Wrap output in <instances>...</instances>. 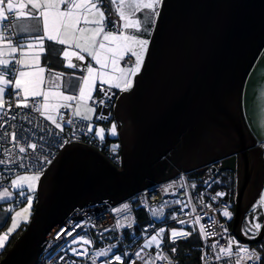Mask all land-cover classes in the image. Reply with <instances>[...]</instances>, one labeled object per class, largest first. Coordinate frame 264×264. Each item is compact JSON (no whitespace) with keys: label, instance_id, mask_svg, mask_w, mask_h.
I'll use <instances>...</instances> for the list:
<instances>
[{"label":"water","instance_id":"95a60500","mask_svg":"<svg viewBox=\"0 0 264 264\" xmlns=\"http://www.w3.org/2000/svg\"><path fill=\"white\" fill-rule=\"evenodd\" d=\"M133 88L114 98L122 166L69 145L41 176L32 215L0 264H38L45 240L75 209L118 207L139 192L212 167L235 175L231 234L264 183L263 151L243 115V90L264 50V0H166ZM210 179H207L208 181Z\"/></svg>","mask_w":264,"mask_h":264},{"label":"snow or ice","instance_id":"6c2138e0","mask_svg":"<svg viewBox=\"0 0 264 264\" xmlns=\"http://www.w3.org/2000/svg\"><path fill=\"white\" fill-rule=\"evenodd\" d=\"M103 3L104 0H0V142H8L9 140L12 142L11 148L0 153V156L6 157L0 158V166H3L0 167V176L10 179L8 187H4L3 181H0V202L17 205L26 204L19 211H15V216L11 217V227L0 234V251L4 250L10 234L19 227L21 219L25 222L28 219L25 214L29 213L32 207L33 194L36 192L38 182L43 175V165L51 163L47 155H42L45 145L54 147L63 146L67 143L68 141L61 135L65 126L92 133L94 127L91 121L96 107L101 109L100 113L96 115V121L108 119L104 115L103 109L105 104L110 103L112 96L115 95L111 89L128 91L133 87L134 77L141 71L144 59L148 54L152 32L155 31L157 23L163 22L162 11L167 8L166 0H111V3L116 6L122 23L118 25L113 20L114 30H107L106 21L108 17L105 15ZM142 12L150 14L152 22L147 26H144L142 20L137 18L136 14ZM21 18L40 21L42 33L39 36L17 33L14 21ZM145 35L148 38H143ZM45 39L58 41L61 45L70 44L75 49L72 52H63L64 57H75L77 63H73L71 59L68 62V66L73 69L82 67L78 62L84 61L85 55L99 65V70L94 68L90 62L83 65L87 75L81 80L82 86L78 96L64 95L61 92H56L54 96L51 89L58 87V77L47 81L49 91L41 89L40 85L45 83V78L42 75L45 69L39 66V60ZM36 48H39L40 51H34ZM25 49L32 51L26 52ZM125 56L128 59L125 61V66L121 67L120 61ZM97 80L100 81V91L105 99L98 103L94 101L95 106L93 107H88L85 103V109L82 111L81 103L93 100L92 93L95 90ZM104 85L108 86L107 89L104 88ZM40 97L43 99H39ZM53 99L56 100V103H52ZM73 104H75V108ZM60 108L68 111V119H65ZM12 109H30L33 113H38L44 117L58 131L53 133L49 130V139L44 135L37 137L34 134L36 130L31 128L22 127L17 132L16 126L13 125L14 130L8 133L4 130L6 123L9 120L17 119L14 113L10 114ZM24 118L28 119L27 115ZM77 119L79 123H77ZM105 131L104 127H98L95 130V136L103 141ZM108 134L111 136L118 135L116 123H111ZM38 143H40L39 152H37ZM118 147V145H114L112 151L115 152ZM16 152L19 155H15ZM10 165L16 169H23L24 173L31 174L14 173L9 167ZM12 175H15L16 178L11 179ZM203 183L207 187H211V184L218 183V181L210 179ZM168 187L170 188L171 185ZM192 187L195 188L196 185L193 184ZM165 190L167 191V188ZM198 195L201 197V206L205 209L211 208V204H205L202 199L207 193ZM225 195V192L220 191L209 196V200L218 202ZM170 203L180 204L181 201L177 200ZM141 206L146 207V202ZM230 207L231 204H225L222 209H219L222 217L228 221L233 218L229 211ZM13 210L11 207L8 209L9 212ZM114 211H122L126 218L129 214V204L125 203L123 210L117 208ZM191 211L195 212L196 209L192 208ZM250 211L254 213L256 211L255 206ZM153 215L158 218L156 210H153ZM202 218L204 217L201 215H195L191 220H178V224L181 226L196 224L199 225L202 234L214 235L206 223H201ZM171 219L176 220L177 217L173 215ZM207 220L213 224L216 223L213 215L207 216ZM254 221L255 217L253 222L249 223L247 231H242V235L249 239H256V233L262 227L261 223ZM122 226L131 227L132 225ZM76 227H82V225L75 224L73 231ZM219 230L220 233L227 232L222 224L219 225ZM73 231L62 229L57 233L55 239H59L65 232L67 236H72L73 239L70 243L72 245L79 244L81 248L69 247L67 250L71 251L74 256L87 257L90 264H95L96 258H102L101 264H124L125 260L128 261V264H137V262L139 264H159L160 261L166 260L161 252L164 228L154 230L155 234L150 236L147 235V228H145V242L135 252L122 251L119 245L113 244L99 251H94L92 255L89 254L86 247H83V245H90L91 241L83 236L79 238L73 236ZM191 234V232L182 229L179 231L172 229L170 242L174 245L178 238L188 237ZM233 244H235V251ZM210 247L212 249L218 248V252H214L216 260L235 257V264H262L264 261V256L251 250L250 247L244 246L234 238L228 239L227 246H220L219 241H217ZM153 248L156 249L154 255L151 251ZM64 251L65 249L61 248V252ZM176 251V247L171 248L173 254ZM57 259H63V255Z\"/></svg>","mask_w":264,"mask_h":264},{"label":"built area","instance_id":"2783aa9c","mask_svg":"<svg viewBox=\"0 0 264 264\" xmlns=\"http://www.w3.org/2000/svg\"><path fill=\"white\" fill-rule=\"evenodd\" d=\"M106 24L107 30H114L110 22L106 21ZM127 59L128 58L126 57L122 62L124 66L125 61H127ZM104 88L107 89L106 86H104ZM111 92L115 93V95L112 96V100L110 103L105 104L103 109L104 115L107 116L108 119L98 122L104 126L106 130L105 133L107 135H109L108 129L111 122L116 123L113 119H111V114L114 98L117 94L113 90H111ZM103 99H105V97L100 91V85H98L96 88V92L93 96V100H91V105L95 106L94 101L98 103L100 100ZM96 109V115H98L101 109L100 107H96ZM60 112L64 113L65 119L69 118L68 111L62 109ZM12 113L17 116V119L9 120L6 123L4 130L8 133H11L14 130L13 125L16 126L15 130L17 132H19L20 128L22 127L26 129L31 128L36 130L34 134L37 137L40 135H44L49 139V130H51V132L53 133L58 131L54 128V126H51L49 122L44 120L42 116H40V114L33 113L30 109H12L10 114ZM25 115H27L28 119L24 118ZM29 120H31V123H29ZM77 123H79L78 119ZM73 133H75V135H73ZM61 135L66 141H68L67 143L63 144V146L48 147L47 145H45L44 153H42V155H47V157L51 160V163L43 165V174L54 163L58 155L65 147L74 144L83 145L94 150L95 152L100 154L102 158L116 170L121 169L122 160L119 144L117 150L113 152L112 147L117 144H107L105 141H98L94 137L89 135L88 132H84L79 129H74L71 126H65L64 131ZM11 147L12 142L10 140L8 142H0V153L6 152L7 149ZM39 151L40 143H38L37 147V152ZM14 154L19 155L18 152ZM0 158L6 157L0 156ZM9 167H11L12 171L17 174H31L24 173L23 169H16L12 165H10ZM198 171V179L190 176V173L179 172L173 179L146 188L135 196L138 207L148 214L149 223L141 227L139 235L137 236L135 242H133V244L129 248L125 247V239L123 232L121 230L116 229L115 219L110 211L111 207L106 204L87 205L85 207L72 211L65 218L62 224L57 229H55V231L45 240L42 245V252L39 257L38 264H90V261L87 257L74 256L73 254H71V251L67 250L69 247L81 248V245L79 244L72 245L70 243L73 239L72 236H67V233L65 232L63 235L60 236L59 239H55L57 233H59L62 229H66L67 231H73V227L77 223L82 225V227H76L73 231V236H77V238L83 236L85 239L91 241L90 245H83V247H86L88 249L90 255H92L94 251H99L113 244L119 245L122 251L132 253L135 252L145 241V228H147V235L150 236L152 235V233L155 232L154 230L159 229V225L170 223L181 227V225L178 224V220H191L192 217L195 215H201L202 217H204L201 219V223H206L207 226L211 228L212 232L214 233V235L212 236L202 234L199 230V225L192 224V229L195 230L199 240V245L195 246L193 249L200 253L201 264H235V257L231 259L222 258L220 260H216L214 252H218V248L212 249L210 247L213 243L217 241H219L220 246H227L228 239L234 238L231 234V231L228 230V223L232 222V219L231 221L226 220L222 217L219 212V209H222L225 204H229V201L226 195L220 198L218 202L210 201L209 196L215 195L217 192L223 190H214L215 183L211 184V187H207L203 182L207 179H212L209 175V171ZM15 177V175H12L10 178L13 179ZM0 181H3L4 187H8L10 184V179L5 176H0ZM193 184L196 185L195 188L192 187ZM169 185H171L170 188L168 187ZM166 188L167 191L165 190ZM204 192H206L207 195H204L202 199L205 204H211V208L209 209H205L201 206V197L198 194ZM177 200L181 201V203H170ZM144 202H146V207L141 206ZM19 206L20 205H17L15 203L13 204V208H17ZM192 208H195L196 211L192 212ZM5 209H8L7 205H5ZM153 210H156V212L158 213V218L157 216L153 215ZM229 211L233 215L231 208H229ZM173 215L177 217L176 220L171 219ZM209 215H213L215 217V224L207 220V216ZM221 224L224 225V227L227 229L226 233H220L219 225ZM243 245L250 247L251 250L258 252L259 254L258 249H256L255 247L246 244ZM61 248L65 249L63 253L61 252ZM233 250L235 251V244H233ZM61 255H63V259H57ZM101 259L102 258H96L95 264H101ZM124 264H128V261L125 260ZM137 264H139V262H137ZM159 264L164 263L163 261H160Z\"/></svg>","mask_w":264,"mask_h":264},{"label":"crops","instance_id":"0c3cea01","mask_svg":"<svg viewBox=\"0 0 264 264\" xmlns=\"http://www.w3.org/2000/svg\"><path fill=\"white\" fill-rule=\"evenodd\" d=\"M103 8L105 11V15L108 17L107 20L108 22L112 23V21L114 20L117 22L118 25L122 23L118 11L116 9V6L111 3V0H104ZM136 15L137 18H140L142 20L144 26H147L152 22L150 18V14H148L147 12L137 13ZM14 26L17 33H28L31 34L32 36H39L42 33L40 21L35 19L21 18L19 20L14 21ZM137 35H140V33H137ZM143 38H148V37L145 35L143 36ZM25 51L29 52L32 50L25 49ZM34 51H40V49L36 48L34 49ZM64 51L72 52L75 51V49L72 48L70 44L61 45L58 43V41H48L47 39L43 41V51L40 52L39 66L45 69V71L42 73L43 77L45 78V83L41 84L40 87L45 91H49L50 89L48 88L47 81L58 77L59 78L58 87L51 89L54 96L56 92H61L64 95L78 96L79 89L82 86L81 80L84 76L87 75V73L83 69V65L88 64L90 62L91 65L98 70H99V65L95 64L94 61H91L90 57L85 55V60L78 62L79 64L82 65V67L78 69H73L68 66L69 59H71L73 63H77V61L75 60V57H64L63 55ZM126 57L127 56H125L124 59ZM123 60L120 61L121 67H124L122 63ZM258 61L259 62L255 64L254 68L247 77L248 79L245 83L243 90L242 107H243V115L246 124L251 130L250 132L252 136L256 140V145L262 149L263 159H264V64H261L260 62L261 60ZM136 76L134 77V82ZM98 85H100L99 80H97L95 83V90L93 91L92 96H94ZM104 86L108 87L107 85ZM111 90L116 92L117 96L130 91V90L120 91L119 89H115V88H112ZM29 99L31 100V98ZM39 99L42 100L43 97H40ZM52 103H56V100L53 99ZM85 103L88 107H93L91 105V100H88L87 102H82L80 105L82 111L85 109ZM73 107L75 108V104H73ZM62 109L63 108H60V111ZM96 114H97V109L93 114V120L91 121V123L97 122ZM42 118L46 120L44 117ZM92 133H94V131ZM263 194H264V183L256 200L260 198V196H263ZM244 221H246V217ZM162 227L163 226L159 225L158 228L160 229ZM181 227L175 229H180ZM152 253L155 254V252ZM163 263L171 264L168 261H163Z\"/></svg>","mask_w":264,"mask_h":264},{"label":"trees","instance_id":"16d2710c","mask_svg":"<svg viewBox=\"0 0 264 264\" xmlns=\"http://www.w3.org/2000/svg\"><path fill=\"white\" fill-rule=\"evenodd\" d=\"M111 119L114 120L113 114H111ZM96 123L100 124L98 122ZM88 134L94 137L96 140L101 141L100 139L94 136L95 133H92V134L88 133ZM103 141H105L107 144H110V143L117 144V145L119 144L117 136H111L107 134L105 135V138ZM197 174H199V171L192 172L190 176L198 179L199 176ZM213 180L218 181V183L214 184V190H223L226 193L227 199L231 201V205H232L231 210H233V201H234V195H235V176L232 173L225 171V172H222V174H219L218 177L216 178L214 177ZM126 203L129 204V214L124 220V222L122 223V225L131 224L132 226L131 227L121 226L120 229L118 230H121L123 232L124 239H125L124 241L125 247L129 248L133 244V242H135L137 236L140 233L141 227L149 223V217H148V214L144 210L138 207L137 201L135 198L130 199ZM121 213H122V216H124L122 211ZM230 224L231 222L228 223L229 231H231ZM26 226H27V223L24 226H22L18 232H16L15 234L11 236L5 249L2 252H0V261L3 259L6 252L11 248L14 241L23 233ZM161 226H163L166 230L165 235L163 236L164 242L162 243V246H161V251L166 257L165 261H168L171 264H201L200 253L193 249L195 246L199 245V240H198L197 234L194 229L192 231L188 230L189 232L192 233L190 236L177 239L176 243L173 245L170 242L169 230L173 228H179V226L170 224V223L164 224ZM251 246L255 247L256 249H258L257 246H260L261 250L264 249V244L262 246L261 245H251ZM172 247H176L177 249L175 254L171 252ZM262 264H264V261H262Z\"/></svg>","mask_w":264,"mask_h":264},{"label":"rangeland","instance_id":"374dc122","mask_svg":"<svg viewBox=\"0 0 264 264\" xmlns=\"http://www.w3.org/2000/svg\"><path fill=\"white\" fill-rule=\"evenodd\" d=\"M258 60H261L260 62H261V64H264V50H263V52L261 53V55L259 56V58L257 59V61H256V63L257 62H259ZM255 63V64H256ZM255 64H254V66H255ZM254 66H253V68H254ZM252 68V69H253ZM252 71V70H251ZM248 79V78H247ZM247 81V80H246ZM111 123H113V122H111ZM92 124H93V127H94V133H95V128H98V127H103L102 125H100V124H96V123H93L92 122ZM110 126H111V124L109 125V128H110ZM248 126V125H247ZM249 128V127H248ZM250 130V129H249ZM251 131V130H250ZM105 135H106V133H105ZM94 136H95V134H94ZM96 137V136H95ZM97 138V137H96ZM191 174V173H190ZM16 178V177H15ZM14 179V178H13ZM169 181V180H168ZM10 190H12V189H10ZM34 196H35V193L33 194ZM133 198H135V196L133 197ZM14 199H15V195H14ZM35 200V199H34ZM34 202L35 201H33V204H32V207H31V209H30V211H29V213H27V214H25L27 217H28V219H27V221L25 222V221H23L22 219H21V221H20V224H19V227L13 232V233H11L10 234V236H9V238H8V241H7V243L9 242V240H10V238H11V236L13 235V234H15L16 232H18L19 230H20V228L22 227V226H24L26 223H28L29 222V220H30V217H31V215H32V210H33V207H34ZM5 205H7L8 206V209L11 207V208H13V204H8V203H4V202H0V234H3V232H6L7 231V229L9 228V227H11V223H12V220H11V217H14L15 216V211H19L22 207H25L26 206V204H24V205H20L19 207H17V208H13L14 210L13 211H11V212H9L8 211V209H5ZM107 205V204H106ZM253 206H255V208H256V211L253 213L252 211H249L248 212V214L246 215V221H245V227H244V232H246L247 231V229H248V227H249V223L250 222H253V218L255 217V221L254 222H259V223H261V225L263 224V220H264V194H263V196H260V198H258L257 200H256V202L254 203V205ZM253 206H252V208H253ZM108 207V206H107ZM117 208H119V209H121V210H123V204L122 205H120V206H118V207H115V208H111V214L114 216V219H115V226H116V229H120V227L122 226V223L124 222V220L126 219L124 216H122V213H121V211L120 212H116V211H114V209H117ZM251 208V209H252ZM162 228H164V227H162ZM165 229V228H164ZM173 229H175V228H173ZM189 230V231H192L193 229H192V225H186V226H183V227H181L180 229H177L178 231L179 230ZM171 230L172 229H170L169 230V234H170V232H171ZM166 231V230H165ZM260 231V230H259ZM259 231L256 233V237H257V235L259 234ZM153 234H155V232L154 233H152V235ZM246 237V236H245ZM247 238V237H246ZM247 239H249V238H247ZM250 240H253V239H250ZM164 242V238H163V241H162V243ZM7 243H6V245H7ZM99 243H101V242H99ZM144 243V242H143ZM264 244V238H263V240L259 243V244H256V245H263ZM6 245H5V247H6ZM257 248H258V250H259V253H260V255L261 256H264V251H262L261 250V247L260 246H257ZM5 249V248H4ZM3 251V250H2ZM2 251H0V252H2ZM151 251L152 252H156V249L155 248H153V249H151ZM162 252V251H161ZM71 254H72V252H71Z\"/></svg>","mask_w":264,"mask_h":264},{"label":"flooded vegetation","instance_id":"af4514ba","mask_svg":"<svg viewBox=\"0 0 264 264\" xmlns=\"http://www.w3.org/2000/svg\"><path fill=\"white\" fill-rule=\"evenodd\" d=\"M217 166H219V163L218 164H215V165H213V166H208V167H203V168H201V169H199L200 171H205V170H210L212 167H217ZM198 171V170H197ZM231 173V172H230ZM219 174H222V172H216V173H214L213 175H211L210 174V172H209V175L211 176V178L213 179L214 177L216 178V177H218L219 176ZM234 175V174H233ZM235 176V175H234ZM236 181V180H235ZM34 199H35V196H34ZM234 200H235V195H234ZM229 201V204H231V201L230 200H228ZM232 206V205H231ZM231 208V207H230ZM233 212H234V201H233ZM245 225V221L243 222V224H242V231H244V226ZM230 226H232V222H231V224H230Z\"/></svg>","mask_w":264,"mask_h":264},{"label":"bare ground","instance_id":"6f19581e","mask_svg":"<svg viewBox=\"0 0 264 264\" xmlns=\"http://www.w3.org/2000/svg\"><path fill=\"white\" fill-rule=\"evenodd\" d=\"M229 194V193H228ZM232 199V198H231Z\"/></svg>","mask_w":264,"mask_h":264}]
</instances>
